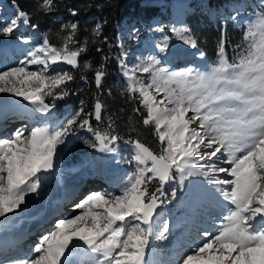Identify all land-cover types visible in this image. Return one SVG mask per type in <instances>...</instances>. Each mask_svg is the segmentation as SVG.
<instances>
[{"label": "snow or ice", "instance_id": "6c2138e0", "mask_svg": "<svg viewBox=\"0 0 264 264\" xmlns=\"http://www.w3.org/2000/svg\"><path fill=\"white\" fill-rule=\"evenodd\" d=\"M55 8V0H39L37 5L45 15ZM68 11L73 17L79 14L74 8ZM21 26L38 27L30 13L16 6L10 18L0 19V36H13ZM102 28L96 24L92 36L106 43ZM60 31L65 33L62 45L50 43L45 35L27 51L30 59L0 71V93L22 98L44 117L27 132L17 129L10 138L0 137V218H5L0 223L23 211L29 194H39L55 168L58 146L69 135L77 130L90 133L94 142L89 147L100 152H115L113 145L122 139L115 132V121L99 127L104 124V105L98 98L91 111H85L81 100V107L66 121L49 124L55 101L68 94L67 85L74 79L61 65L80 69V57L89 44L87 38H78V21L62 24ZM171 31L183 44L198 48L189 29ZM18 39L31 43L29 37ZM169 39L162 36L156 44L160 53L169 52ZM226 42L221 33L217 59L205 70L197 66L174 70L162 62L166 56L155 55L128 65L121 52L118 62L127 81L125 91L139 105L133 112L142 117L144 126L152 127L159 151L130 136L125 143L131 148L133 171L117 193L86 194L74 205L76 215L57 220L39 237L30 258L0 264H74L78 249L83 253L79 264H148L150 237L168 239V226L153 231L156 210L164 203V186L178 181L183 187L191 176L203 177L211 186L223 214L216 231L202 232L203 240L179 264H264V9L248 21L231 58ZM198 54L205 56L203 51ZM30 65L41 67L29 70ZM82 68L93 70L95 86L101 89L107 75L104 63L93 69L84 62ZM218 163L227 167H217ZM171 197H176L175 189Z\"/></svg>", "mask_w": 264, "mask_h": 264}, {"label": "rangeland", "instance_id": "374dc122", "mask_svg": "<svg viewBox=\"0 0 264 264\" xmlns=\"http://www.w3.org/2000/svg\"><path fill=\"white\" fill-rule=\"evenodd\" d=\"M174 1H176V0H174ZM174 1H172V3ZM186 1L189 2V7H188L189 9H191L192 7H201L202 11L199 13H205L207 16V19H211V20L220 19L221 21H228V22H231L233 24V26H235V27L242 25V26H244V30L248 24V21L250 19H254L255 15L259 14L260 11L262 9H264V2H262V0H224V3H222V5H220V7H218L215 11L206 12V11H203L204 9H202V7H203L202 4L204 3V0H185V2ZM191 1H193V3H194L193 6L190 5ZM141 3H143L145 5H152V6L157 7L158 12H161V14L151 17L145 24L142 20H140V21L139 20H137V21H134V20H129V21L121 20V21H119L118 22V40H121V42H119L117 45L118 54H119L118 57H120L121 52L125 53L123 59H124L125 63L128 65H134L140 61L147 60L148 57L153 56V55H155L157 58H164L165 53H160L159 50L155 46L157 43H159L161 41L162 36L167 35L170 38L168 41V47H169L170 53H172V54L174 53L173 55H175L176 52L180 50L181 52L187 53L189 56L186 59L187 61L185 60L186 62L183 61L181 64H179V63L173 62V59H172L173 57L171 56L172 54H170L168 52L167 53L168 56L166 57V59L162 60L163 63H165L167 66L171 67L174 70H180L186 66H193L192 63H194V64L197 63L194 59H197L195 57V54L198 53V49H191L189 46L183 44L182 40L178 39L177 35L171 31L173 28H175L177 30H181V29H185V28L189 29L186 26V24L181 22V20H179V19H174V17H173L174 15H172V19H171L169 14H167L168 15L167 18L162 17V14L164 15V13H165L164 8L162 7V5L164 3L163 0H141ZM172 6H173V4H172ZM15 9H16V5L11 4V3L7 2L6 0H0V19L10 18L14 14ZM173 13H174V11H173ZM161 28L164 30L163 32L159 31V29H161ZM188 34L193 36L191 31ZM19 36L29 37L31 39V42H32L31 48L36 46L37 44L41 43L42 39L44 37V35L42 33L38 32L36 29L33 30L30 27L21 26L19 31L16 34H14L13 36H10V37L0 36V41H2V43H4V41H6L7 38H17ZM177 57H179V56L176 55V58ZM26 58L30 59V57H27L25 55H23V57L16 58L15 60L2 59V60H0V71L5 70L9 67L17 66L20 60H24ZM179 58H182V57H179ZM216 59H217V57H215L212 61H209L206 58L207 62H209V64H210V66L216 61ZM117 60H118V58H117ZM118 66L120 68L121 80H123L122 83H123L124 89H126L127 81H126L125 77L122 75V70H121V67L119 65V62H118ZM39 67H41V66L30 65L29 70H36ZM53 67H55V66H53ZM61 67L63 68L64 71L70 70L68 68H65L62 65H61ZM138 75H140V74L138 73ZM141 78L146 79V76H141ZM0 94H3V93H0ZM5 94H7V93H5ZM11 100L16 101L17 103L18 102L20 103L22 100V102L24 103V106H28V107L33 106V105L29 104L27 101H24L20 97H12ZM45 100H46V102H50L52 100V98L46 97ZM76 106H78V105L73 104V105H67L65 107H58L57 110L60 111V112H58V120H60L61 122L66 121L67 118L72 116L79 109V108H76ZM55 108H57V107H55ZM189 115H191V113ZM11 121H13V120H10L9 122H11ZM9 122H8V124H10ZM106 125L107 124L104 123L102 125H99V127H101V129H103L104 127H106ZM93 126L95 127L97 125H93ZM147 127L152 129L151 126H147ZM15 131H16L15 129L14 130L10 129V130L4 131V133H2V135L0 137L10 138L12 133H14ZM5 134H6V137H5ZM68 138H69V140H68ZM78 138H79V142L78 143L74 142ZM125 141L126 140L121 139V140L117 141V143L115 145H113V147L116 148V151L114 153H116L115 158H119L120 160H123L124 166L127 167L129 172H131V171H133V165L129 163V160L131 158L132 153L130 151L131 148H129L130 146L127 143H125ZM93 142L94 141H93L90 133H87L83 130H77V132L75 134L69 135L66 138V143L64 145L58 146V153H57L58 166L56 168L57 170L56 169L55 170L58 171L60 169L59 172H61V170H63V164H64L63 160H64V162L66 160H69V164L71 163V160H72L74 163L72 164V168L69 167L70 170L72 171V170L78 169V166H79V171H77V172L75 171L74 176H72L71 178H68L64 184V185H66L67 183H69V184H72L74 186V188L72 187L71 190H65L64 192L63 191L61 192V194L63 196L65 195L64 196L66 198L65 204H63V206H56V205H54V200L52 201L51 207L54 206L56 208L55 209L56 210V212H55L56 216L62 215L65 218L69 219L72 216L76 215V213L78 212V211L68 212L69 210H71L72 205H70V204L73 203V202H71L72 200H74V199L80 200V198L83 199L86 196V194H88L90 192H101L102 193L103 190H102V188L98 187V185H97V188H94V186L96 185V183H95L96 181L91 179V177L93 176L92 175L93 173L91 172V169L89 170V168H91V166H92L91 165L92 164V160H91L92 158L96 159L97 161L101 160L97 157V154L102 153V152L97 151L95 148L89 147V144L93 143ZM157 142L158 143H157V147H156L155 152H158L160 149V143H159V141H157ZM91 151H93V153H90ZM238 155H240V154L238 153ZM80 159L82 161H84L86 159L87 161H86V163H83L80 161ZM95 167H97V166H95ZM217 167H227V165H223V164L218 163ZM86 171H87V173H86ZM221 175H223V174H221ZM193 177L194 176L188 177V179L184 181L185 183H184L183 187H181L179 185L178 181L170 182V184L165 185L164 186L165 195L161 196V200L164 201V198H165V196H167V193L169 194V197L172 198L171 192L173 191V189H175L176 190V197L172 198V201L174 202V203L172 202V205L179 208L180 204L177 201L175 202V200L177 198L178 199L183 198V200H185V199L188 200V198L190 196H192L193 192L197 193V191L192 188ZM121 182L117 183V185L115 187L116 190H119L123 186L125 181L122 183ZM153 183L155 184V182H153ZM77 185H78V188H76ZM202 185L207 190L208 189L211 190V186L210 185L207 186L208 184L206 181L204 183H202ZM175 186H178L179 188H176ZM50 187L51 186H48L47 190ZM104 188H110V187L104 186ZM115 188H110V189H115ZM41 189H43V188H41ZM190 192H191V194L189 195ZM211 192L213 193L212 194L213 198L212 197H211V199L209 198V201L207 203L208 204L207 207L208 208L210 207L213 210V213H212V211H209L208 214L207 213L205 214V217H206L205 219L207 220V222H205L206 221L205 219H201L202 210L201 209H196V210L191 209L195 206L192 203H190L191 200H188L187 202H189V205H190L189 208L191 207L190 209L192 210V212H191L192 213V221H195L198 219L199 221H201L198 223H200L203 226L204 225L205 226L206 225L213 226L211 228L203 227V229H206L209 232L214 233L216 231V228H217L219 222H220V217L223 214V210L219 206L218 201L216 199L217 194H215L212 190H211ZM44 193H45L44 191L39 192V194L41 196H43ZM35 194L36 193L29 194L26 197V201H29L30 199H32L33 196H35ZM79 194L84 195V197L79 196ZM69 201H70V203H69ZM75 202L77 203V200ZM76 203H74V204H76ZM162 204L160 206H162ZM26 205H27V203H26ZM26 205H21V208L23 206H26ZM178 211H179V209H178ZM182 212L187 213L188 211L185 209H183V211L181 210L179 213L180 216H181ZM14 214H16V213H14ZM9 215H13V214H9ZM160 215L156 216L157 218H156V220H154L155 221V225H154V229H153L154 233H155V229L156 230L160 229L163 225V224H161V227H160V225L156 226V223L159 220H161V217L164 214L162 213ZM53 218H54L53 220H55V219H56V221L58 220L57 217H53ZM163 219L164 218H162V223L164 221ZM53 220H49L48 222H46L40 229L47 228L50 231L56 222V221L54 222ZM168 221H169V219H168ZM34 223H36V222H34ZM193 225H195V223ZM35 227H37V226L35 225ZM191 228L194 229V227H191ZM193 232H195L194 236H196V235L199 236V237H197L199 239H197V241H194L193 243H191V241H190L191 245L188 242L189 244H186V246H185L184 242L190 240L192 237L191 238H187V237L182 238L179 241V244L174 246L175 252H173V254H170L171 255L169 257L170 259L168 258L169 264H179L182 257H184L187 253L190 252V248L192 249V247H194L193 246L194 244L196 245L201 240H203V237L201 236V233L204 232L203 230L201 231L200 229H197V230H193ZM43 233L44 232L40 233V236ZM37 237L38 236H36V238ZM200 237H201V239H200ZM168 238H169V235H168ZM160 243H158L157 246H155V243L153 244V250L154 249L155 250L154 251L152 250V254H155V255L161 254V251L164 248H163V246H160ZM182 245L184 248H181ZM179 249H180V251H179L180 253H178ZM31 255H32V253H31ZM175 256H176V258H175ZM28 258H30V257H25V258H21V259H17V260H26ZM8 262H9V260H8ZM162 264H168V263H162Z\"/></svg>", "mask_w": 264, "mask_h": 264}, {"label": "trees", "instance_id": "16d2710c", "mask_svg": "<svg viewBox=\"0 0 264 264\" xmlns=\"http://www.w3.org/2000/svg\"><path fill=\"white\" fill-rule=\"evenodd\" d=\"M6 1L30 13L32 23L38 26L36 29L46 35L52 44L62 45V37L65 34L60 31L62 24L77 21L79 22L78 38L81 41L85 38L89 40L88 51L82 53L80 57L81 68L69 70L74 79L67 85L68 94L63 99L56 100L55 105L64 107L76 104L78 105L76 108H80V102L83 100L86 105L85 111H91L94 100L98 98L104 105L102 116L105 124L115 121V131L120 137L125 140H128L130 136L133 139L138 138L155 152L158 139L152 129L143 125L142 117L133 112V109L139 106L138 102L130 98L119 77L117 33L118 22L121 19L140 21L155 14L156 8L141 3V0H55V11L45 15L37 10L39 0ZM221 2L222 0H206V8H216ZM69 8L77 9L79 14L76 17L71 16ZM194 11L187 14L186 21L198 42L199 50L203 51L207 58H213L221 33H225L226 52L231 58L237 50V45L242 43L244 27L234 28L228 22L223 25L220 21L212 23L204 14L199 13L198 8ZM98 23L103 25L102 33L104 37H107L106 43L92 36V29ZM92 40L97 42L93 44ZM97 48L101 51H96ZM104 57L107 59L105 60ZM84 62L91 64L93 69L104 63L107 75L103 78L101 89L95 86L93 70H83ZM141 111L144 110L141 109ZM89 119L93 125H97L94 118ZM131 127H135L137 131L130 132Z\"/></svg>", "mask_w": 264, "mask_h": 264}, {"label": "bare ground", "instance_id": "6f19581e", "mask_svg": "<svg viewBox=\"0 0 264 264\" xmlns=\"http://www.w3.org/2000/svg\"><path fill=\"white\" fill-rule=\"evenodd\" d=\"M173 6L172 7H174V13H173V17H174V19H179V20H181V18H182V16H181V10H182V8H183V6L184 5H186V2H185V0H176V1H174L173 3ZM182 7V8H181ZM170 53V52H169ZM170 54H172V53H170ZM174 54V53H173ZM171 55L173 58V62H175V63H179V64H181L183 61H185L186 59H187V55H184L183 54V56H182V58H179V57H177L176 58V56L175 55ZM165 56L167 57L168 56V54H165ZM172 62V63H173ZM16 99V98H15ZM14 99V100H15ZM21 102H22V100H21ZM14 103H16V104H18L16 101H12V103H11V105H14ZM29 105V104H28ZM28 107V106H27ZM31 107V106H30ZM16 108H13V110H15ZM10 120H13V121H11V122H9ZM8 122L10 123V124H8ZM4 126H5V129L7 130V129H10L14 124H16V123H19V127L17 128V129H23V130H25L26 132L27 131H29L32 127H35L36 125H38V124H36V123H33V122H30V118L29 119H27L26 120V122L25 121H21L20 119H19V115L17 114V113H15V112H10V113H8L7 115H6V117H5V120H4ZM5 130V131H6ZM2 133H4V131L2 130V131H0V136L2 135ZM5 137H6V134H5ZM68 140H69V138H68ZM130 150V149H129ZM128 150V151H129ZM131 151V150H130ZM103 153V152H102ZM116 157V153H114V152H111L110 154H109V157L106 159V160H113L114 158ZM92 160V165H94V166H96L95 164H101L102 163V159L101 160H99V161H97L96 159H94V158H92L91 159ZM63 170H61V172H59L60 171V169L58 170V171H56V170H53V172L49 175V177L45 180V182H44V185H43V189H40L39 190V192L40 191H44L45 193H44V195L43 196H41L40 194H35V196H33V198L32 199H30L29 201H27V205L26 206H23L22 207V209H23V211H18L16 214H13V215H10V219H8L7 220V222H5V223H0V227L1 228H3V227H9L10 225H11V222H13V221H18V222H21L22 220H23V218H22V215H24V214H26V213H24V212H26V211H28V210H30V208H32V212L33 211H35V210H37V208H39V207H41V210H43V212H45V211H47L48 212V214H51V217H57V219L58 220H60V219H68V218H65L64 216H62V215H58V216H56L55 215V212H56V208L54 207V206H52L51 207V205H52V203L50 204V205H47V206H45V204L44 203H42L43 202V198H52L53 196H55V197H58L59 196V192H58V190L60 189V188H62V186H64V184H65V182H66V180L68 179V178H71L72 176H74V172L76 171H79V166H78V169H75V170H70V168H72V164L74 163L72 160H71V163L69 164V160H66L65 162H64V160H63ZM83 165V164H82ZM70 167V168H69ZM92 168V167H91ZM91 168H89V170L91 169ZM99 169V168H98ZM56 171V172H55ZM127 172H129V170L127 169ZM86 173H87V171H86ZM93 176L91 177V179L92 180H95L96 182V185L94 186V188H97V185H98V187H100V188H102V193H117L119 190H116V186L115 187H113L112 185H105L103 182H102V180H100V177H99V175H94V173L92 174ZM204 181V179H203V177H197V176H194L193 177V182H192V188L194 189V190H196L197 191V193L196 192H193L192 193V196H190L189 198H188V200H191V202L190 203H192L195 207H193V208H191V209H193V210H196V209H203V208H205L204 210H209L210 209V207L208 208L207 207V203H208V201H209V198L211 199V197L213 196L212 194V192H211V190L210 189H206V188H204L203 187V185H202V183H204L203 182ZM121 182V181H120ZM122 182H124V181H122ZM121 182V183H122ZM119 183V182H118ZM120 183V184H121ZM100 184V185H99ZM103 185V186H102ZM115 185H117V184H115ZM48 186H51L48 190H47V187ZM104 186H107V187H110V188H115V189H110V188H104ZM80 187V186H79ZM77 188H78V185H77ZM65 196V195H64ZM62 194H61V198H60V200L58 201V203L60 204V205H58V206H63V204H65V200H66V198L64 197ZM79 196H83L84 197V195H82V194H79ZM78 196V197H79ZM213 198V197H212ZM183 199V198H182ZM77 200V203H78V201H80L81 200V198H80V200L79 199H76ZM76 203V202H75ZM189 203V202H188ZM38 204V207H36L35 208V205H37ZM27 206H29V207H27ZM168 206L169 207H171L172 208V210H174L175 211V213L174 214H177L178 212H176V210H178L179 208L178 207H175V206H173L172 205V202H170L169 204H168ZM71 209H73V208H71ZM169 210H171V209H167V211H169ZM186 210V209H185ZM66 211V210H65ZM74 211H79L78 209H75ZM170 212V214H171V211H169ZM192 212V211H191ZM75 213V212H74ZM158 213V212H157ZM77 214V213H76ZM161 213H158L156 216H159ZM200 214V213H199ZM156 216H154V220H156ZM161 216V215H160ZM200 216V215H199ZM169 217V216H168ZM162 218H165V217H161V220H159L157 223H156V226H159L160 225V227H161V224H162ZM198 218V217H197ZM196 218V219H197ZM5 218H0V221H3ZM190 221V220H189ZM35 222V220H33L32 222H31V225L29 226V227H27L26 226V231L27 230H31V231H36L35 233H42V232H44L43 234H45V233H47V232H49V230L47 229V228H43V229H40L38 226L37 227H35V225H36V223H34ZM191 222V221H190ZM193 222H191V224H192ZM195 223V222H194ZM193 223V224H194ZM27 225H29V224H27ZM163 226V225H162ZM21 227V226H20ZM157 228V227H156ZM159 228V227H158ZM13 229H15V228H13ZM47 230V231H46ZM191 230H192V228L190 229V231L188 232V234L185 236V237H187V238H191L192 237V234H190L191 233ZM155 231H156V229H155ZM42 235V234H41ZM167 235H169V233L167 234ZM185 237H183V238H185ZM154 241H156V240H154ZM189 241H191V239L190 240H188V241H186V242H184V245L185 244H189L188 242ZM177 245V244H176ZM151 246V245H150ZM150 246H149V248H150ZM175 246V245H174ZM174 246H172V250H171V254H173V252H175V247ZM183 246V245H182ZM193 246H195V244L193 245ZM149 248L147 249V252H148V250H149ZM155 250V249H154ZM153 250V251H154ZM190 250H191V248H190ZM32 253V252H31ZM10 254H13V251H10ZM33 254V253H32ZM149 255H151V251L148 253ZM82 255H83V253H82V250H76V255L73 257V262H74V264H79V260H80V258L82 257ZM30 256H31V254H30ZM30 256H28V257H30ZM169 256H171V255H169ZM12 258V260H9V262H11V261H13V260H17V259H21L22 257H20V256H12L11 257ZM170 259V258H169ZM173 259V258H172ZM174 260V259H173Z\"/></svg>", "mask_w": 264, "mask_h": 264}, {"label": "water", "instance_id": "95a60500", "mask_svg": "<svg viewBox=\"0 0 264 264\" xmlns=\"http://www.w3.org/2000/svg\"><path fill=\"white\" fill-rule=\"evenodd\" d=\"M65 68H71V66H68V65H63ZM56 160H57V156L55 157V161L54 163L56 164Z\"/></svg>", "mask_w": 264, "mask_h": 264}]
</instances>
